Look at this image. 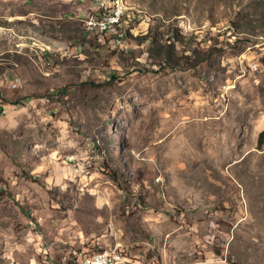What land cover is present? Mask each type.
I'll return each mask as SVG.
<instances>
[{"label":"rangeland","instance_id":"rangeland-1","mask_svg":"<svg viewBox=\"0 0 264 264\" xmlns=\"http://www.w3.org/2000/svg\"><path fill=\"white\" fill-rule=\"evenodd\" d=\"M122 2L0 0V264H264V0Z\"/></svg>","mask_w":264,"mask_h":264},{"label":"bare ground","instance_id":"bare-ground-1","mask_svg":"<svg viewBox=\"0 0 264 264\" xmlns=\"http://www.w3.org/2000/svg\"><path fill=\"white\" fill-rule=\"evenodd\" d=\"M95 2V5L97 6L96 9H92L93 11L86 16L85 20L94 16L101 17L98 20V26L91 25L90 22H84L87 32L90 34L104 32L108 33L109 31L117 33V30L121 28L117 26L122 25L124 17L127 16V11L123 5L122 0H91V3ZM107 11L113 12L111 16H102ZM119 38V36L112 38L114 46L121 47L123 45ZM98 255L101 257L104 256V261H111V264H130L126 260V256L123 254V251L117 247H109L103 248L102 250L99 249L96 251H92L91 253H88L81 257L78 260L77 264H86L89 261V257Z\"/></svg>","mask_w":264,"mask_h":264},{"label":"built area","instance_id":"built-area-1","mask_svg":"<svg viewBox=\"0 0 264 264\" xmlns=\"http://www.w3.org/2000/svg\"><path fill=\"white\" fill-rule=\"evenodd\" d=\"M112 13H113L112 11H107L102 16L110 17ZM100 17L101 16H94L92 18L86 19L84 22H90L91 25L98 26V20L100 19ZM86 264H111V261H104V256L101 257V256L98 255V256L89 257V261Z\"/></svg>","mask_w":264,"mask_h":264},{"label":"trees","instance_id":"trees-1","mask_svg":"<svg viewBox=\"0 0 264 264\" xmlns=\"http://www.w3.org/2000/svg\"><path fill=\"white\" fill-rule=\"evenodd\" d=\"M130 21H131V20H130ZM119 29H120V30H119ZM119 29L117 30V33H116V34H109V35H110L112 38H114V37L120 36V35H117V34L123 31V37H122V39L125 40V41L127 42V38L129 37L130 30H131L130 23L124 25L122 28H119ZM104 33H107V32H104ZM95 34L97 35V34H103V33H95ZM107 34H108V33H107ZM173 38H174V36L171 37V40H172ZM127 43H128V42H127ZM110 76H111V77H114V74L111 73Z\"/></svg>","mask_w":264,"mask_h":264},{"label":"crops","instance_id":"crops-1","mask_svg":"<svg viewBox=\"0 0 264 264\" xmlns=\"http://www.w3.org/2000/svg\"><path fill=\"white\" fill-rule=\"evenodd\" d=\"M92 9H94V7H92ZM126 260H127L130 264H133V263H131L130 260H128L127 258H126Z\"/></svg>","mask_w":264,"mask_h":264}]
</instances>
